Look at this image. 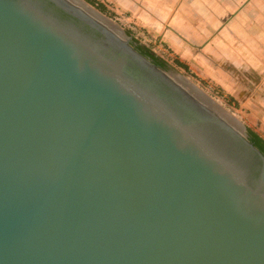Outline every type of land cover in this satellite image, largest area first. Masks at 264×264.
I'll list each match as a JSON object with an SVG mask.
<instances>
[{
  "label": "water",
  "instance_id": "95a60500",
  "mask_svg": "<svg viewBox=\"0 0 264 264\" xmlns=\"http://www.w3.org/2000/svg\"><path fill=\"white\" fill-rule=\"evenodd\" d=\"M90 7L0 0V264H264L246 127Z\"/></svg>",
  "mask_w": 264,
  "mask_h": 264
},
{
  "label": "crops",
  "instance_id": "0c3cea01",
  "mask_svg": "<svg viewBox=\"0 0 264 264\" xmlns=\"http://www.w3.org/2000/svg\"><path fill=\"white\" fill-rule=\"evenodd\" d=\"M109 1L191 72L251 108L264 137V0Z\"/></svg>",
  "mask_w": 264,
  "mask_h": 264
},
{
  "label": "rangeland",
  "instance_id": "374dc122",
  "mask_svg": "<svg viewBox=\"0 0 264 264\" xmlns=\"http://www.w3.org/2000/svg\"><path fill=\"white\" fill-rule=\"evenodd\" d=\"M96 1L99 3H102L107 9V14H103L101 12L100 13L103 14V16L106 17L112 24H114L117 27H120L124 32L126 30L129 31L130 33L129 36L131 38H133L132 30L130 29L131 27H138L140 29H143V31H145L149 35H151L152 37H155L149 32H147L144 28L140 27L137 23H135L133 17L129 15L128 12H124L123 10H121V8H119L116 2L114 1L111 2L109 0H96ZM164 48L167 50L166 55H158V54L156 55L168 61L169 63H172L173 61L178 60L173 55H171V53L165 46ZM177 72L181 76H183L185 79H187L190 83H192L195 87H197L201 92H203L204 94L208 95L211 99H213L218 105L223 107L225 111H227L235 119L240 121L245 127H250L254 129L257 133H259L263 137V133H262L260 126L259 127L257 126V121L259 117H257L256 114L252 115L251 111L253 110L251 108L250 109L246 108L243 104H241L235 98H233L234 108L227 107L224 103V100L221 99L222 97L219 95L222 93V95H224L225 97L226 95L229 96V94H227L225 90L221 89L219 86L215 85L211 81L206 80V78H202L200 75L194 72H191V70H189V67H188V72H185L182 69H178Z\"/></svg>",
  "mask_w": 264,
  "mask_h": 264
},
{
  "label": "trees",
  "instance_id": "16d2710c",
  "mask_svg": "<svg viewBox=\"0 0 264 264\" xmlns=\"http://www.w3.org/2000/svg\"><path fill=\"white\" fill-rule=\"evenodd\" d=\"M83 1H85L88 5L94 7L97 11L103 14H107V9L102 3H99L96 0H83ZM125 32L127 35L130 34L129 31L127 30ZM130 43L139 53H141L146 58L150 59L159 69H161L165 73L169 75H173L174 73H177L178 69H182L183 71L188 72V67L184 63L178 60L169 63L168 61L154 54L150 49L144 47L134 37L131 38ZM219 96L222 97L221 99L224 100V103L227 107L234 108L233 106L234 99L232 96L226 95L224 97L222 93ZM245 136L246 139L249 142H251L264 155V138L250 127L245 128Z\"/></svg>",
  "mask_w": 264,
  "mask_h": 264
},
{
  "label": "built area",
  "instance_id": "2783aa9c",
  "mask_svg": "<svg viewBox=\"0 0 264 264\" xmlns=\"http://www.w3.org/2000/svg\"><path fill=\"white\" fill-rule=\"evenodd\" d=\"M133 37L138 40L140 44L144 47L150 49L154 54L166 55L167 50L164 48L163 44L155 37H152L143 29L138 27H131Z\"/></svg>",
  "mask_w": 264,
  "mask_h": 264
},
{
  "label": "bare ground",
  "instance_id": "6f19581e",
  "mask_svg": "<svg viewBox=\"0 0 264 264\" xmlns=\"http://www.w3.org/2000/svg\"><path fill=\"white\" fill-rule=\"evenodd\" d=\"M91 8V7H90ZM102 16V15H101ZM105 18V17H104ZM106 19V18H105ZM108 20V19H107ZM109 21V20H108Z\"/></svg>",
  "mask_w": 264,
  "mask_h": 264
}]
</instances>
